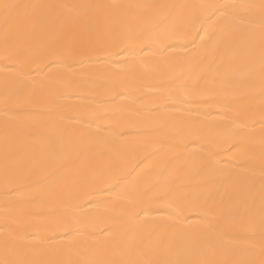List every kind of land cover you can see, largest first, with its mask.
Listing matches in <instances>:
<instances>
[{"label":"bare ground","instance_id":"bare-ground-1","mask_svg":"<svg viewBox=\"0 0 264 264\" xmlns=\"http://www.w3.org/2000/svg\"><path fill=\"white\" fill-rule=\"evenodd\" d=\"M0 2L104 6L100 10L103 15L96 17V35L87 28L96 10L81 16L60 10L43 31V9L20 11L23 23L33 20L34 33L32 40L22 41L18 47H47L52 28L60 25L53 49L68 55L62 57L63 62L49 63L43 72L35 71L34 63L19 61L13 66L12 60L5 59V43L13 32L10 27L6 36L0 18V245L5 231L21 237L24 258L34 264H78L86 259L99 264L122 258L114 247L99 249L95 238L108 225L121 229L127 225V214L134 210L136 201L133 189L143 187L133 183L138 176L146 182L162 176L178 204L192 205L186 214L193 221L211 196L253 205L258 224L264 194L260 181L264 84L258 50L253 54L247 46L240 47L228 67L216 69L229 75L215 87L185 92L176 86L189 75L178 62L177 54L184 49L167 46L183 41L157 43L147 31L149 25L172 11L161 6L233 0ZM237 2L258 4L260 0ZM254 32L258 40V25ZM141 33V39L134 38ZM253 66L256 70L249 73ZM237 125L242 126L238 131L250 152L229 151L233 143L229 130ZM189 128L191 132L186 131ZM97 132L99 136L91 135ZM54 133L59 137L54 138ZM57 144L72 145L74 151L53 163ZM6 156L17 169L27 171L6 173ZM238 161H248L249 166L225 183V174L238 167ZM55 168H60L64 180L53 181ZM121 174L127 179H121ZM52 182L67 187L66 199L52 195L47 187ZM141 219L163 225L148 257L157 264H194L202 259L228 264L245 258V241L236 236L228 238L230 248H217L207 255L193 253L194 246L207 248L192 238L199 226L189 221L178 223L170 219L169 212L154 207ZM221 223L233 227L226 219Z\"/></svg>","mask_w":264,"mask_h":264},{"label":"snow or ice","instance_id":"snow-or-ice-1","mask_svg":"<svg viewBox=\"0 0 264 264\" xmlns=\"http://www.w3.org/2000/svg\"><path fill=\"white\" fill-rule=\"evenodd\" d=\"M161 7L171 8L172 11L149 25L147 31L157 43L176 39L183 41L180 44L168 43L167 45L168 48L184 49L182 53L177 55L179 56L178 62L185 66L184 71L189 74L188 79L176 84V80H179V76H177L176 80L172 81L182 91H198L215 87L218 81L229 75L216 71V69L221 65L228 67L231 58L242 46H247L253 54L258 50V68L261 73V82L264 84V0H260L258 4L233 0V2L228 3ZM25 8L44 10L40 16L41 31L44 30L49 21L56 20L60 10H67L76 16H81L89 10H96L87 22L89 31L92 35H96L98 24L96 17L97 15H103L100 10L104 6L80 4L20 5L11 2H0V18L4 21L5 34L7 36L10 27L13 32L12 39L10 41L6 40L5 43V59L12 60L14 62L13 66L19 61L34 63L36 65L34 70L43 72L49 66V63L63 62L62 57L68 55V53L57 52L53 49L56 35L60 30L59 24L52 28L47 47L39 50L18 47V44L22 41L33 39V20L29 19L26 23H23L20 18V11ZM257 25L259 26L258 40L254 32ZM142 36L143 33L136 35L134 38L139 40ZM197 39L199 40L198 44L196 43ZM189 44L194 45V47L189 48ZM127 50V48L124 49V51ZM255 70L256 66H253L248 71L252 73ZM5 93L7 97V81ZM261 123L264 124V116L261 117ZM241 127L237 125L236 128L229 130V134L233 139L229 151L240 153L252 150L238 131ZM186 131L191 132L192 129L189 128ZM261 132L264 134V128L261 129ZM91 135L99 136V132L91 133ZM53 136L57 138L59 134L54 133ZM261 144V155L264 157V138H262ZM163 150L164 148L161 146V151ZM73 151L72 145L63 147L59 144L55 145L53 148L55 158L53 163L72 155ZM80 155H83V149H81ZM216 163L219 164L220 162L216 161ZM237 163L238 167L225 174V183L232 181L241 170L249 166L248 161H238ZM4 168L6 173L9 171H27L26 168L17 169L16 165L9 161L7 156ZM51 177L53 181L65 179L60 168H55L51 172ZM121 179H127V176L121 174ZM260 181L261 187L264 189V162L261 164ZM133 183L143 185V187L133 189L132 195L136 197V201L133 203L134 210L127 214V225L122 229L108 225L95 238V243L99 249L114 247L116 254L122 258L107 259L99 262V264H157V261L148 257L163 225H155L147 219H141L150 207H154L156 211L169 212L170 219H174L178 223L189 221L191 225L199 226V229L192 233V238L206 244L207 248L202 249L194 246L192 248L193 253L202 251L207 255L217 248H230L228 238L236 236V238L245 241V258L228 262V264H264V194L261 196L259 205L258 224L255 220L256 209L253 205L247 203L236 204L231 198L222 200L220 197L211 196L204 200V206L199 210L197 219L193 221L186 214L191 210L192 205L181 206L178 204L171 197L162 176L151 182H146L138 176ZM47 187L52 189V195L55 197L65 199L68 197L69 193L66 186L62 187L52 182ZM160 201L167 203L159 204ZM224 219L230 222L233 227H225L221 223ZM150 224H152L150 231H145ZM237 233L241 235H237ZM21 240V237H17L10 231H5L2 245H0V264H34L31 260L24 258L26 253L22 248ZM257 256H259V259H257ZM78 264H98V262L86 259L78 262ZM175 264H193V262L176 261ZM194 264H217V262L202 259L194 262Z\"/></svg>","mask_w":264,"mask_h":264}]
</instances>
